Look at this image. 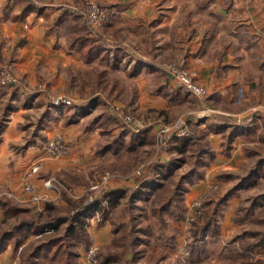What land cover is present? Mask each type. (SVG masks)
Here are the masks:
<instances>
[{
    "label": "crops",
    "instance_id": "obj_1",
    "mask_svg": "<svg viewBox=\"0 0 264 264\" xmlns=\"http://www.w3.org/2000/svg\"><path fill=\"white\" fill-rule=\"evenodd\" d=\"M93 1L109 12V21L101 27L87 22L85 0H32L31 7L29 0H0V62L11 64L29 91L18 85L0 86V197L36 206L23 192V185L30 183L46 195L45 201L52 200L57 196L43 186V180L65 172L80 153L94 150L105 132L116 140H110V150L129 133L136 136L130 141L138 145L144 136L155 135L157 125L147 122L140 130L105 129L104 115L97 117L95 112L112 100L137 119L158 113L175 121L182 115L196 131H204L214 154L195 177L199 181L192 185L194 192L191 187L186 196L203 193L218 176H241L228 189L232 195L225 203L237 202L239 211L237 192L264 179V0ZM25 8L29 10L21 16ZM80 34L104 43L92 60L81 58L73 45ZM168 63L195 71L206 96L197 97L176 85L164 71ZM55 94L68 96L72 104L52 105L49 99ZM227 123L241 124V136L231 141L225 155ZM57 134L68 149L52 157L43 147ZM35 160L41 161L40 171L25 177ZM117 182L111 180L109 190L134 187L133 179L126 181V187ZM142 199L140 195L134 203ZM127 200V196L112 200L111 208ZM45 201L39 203V211ZM225 211L227 216L234 214L233 208ZM3 217L0 208V220ZM124 220L113 226L115 220L107 216L96 223L90 230L92 244L109 243L117 234L115 226ZM143 238L138 246L144 242L156 250L166 244L162 236ZM13 253L8 245L0 252V264H9Z\"/></svg>",
    "mask_w": 264,
    "mask_h": 264
},
{
    "label": "rangeland",
    "instance_id": "obj_2",
    "mask_svg": "<svg viewBox=\"0 0 264 264\" xmlns=\"http://www.w3.org/2000/svg\"><path fill=\"white\" fill-rule=\"evenodd\" d=\"M0 86L7 87L14 85L0 83ZM22 89L29 92L27 91V88L22 87ZM109 101L112 103H119L117 101ZM186 111L188 112V110ZM95 113H98L97 117H99L100 114H102V116L104 115L105 123L107 124H105V129H108V126L112 127V129L116 127L126 129L125 125L112 114L109 108L104 107L98 109ZM130 114L133 116V113L130 112ZM181 117L182 115L177 116V119ZM133 118L141 124L147 122L149 125L153 124L152 126H155L156 124L157 127L160 124H172L177 120L174 121L173 119L169 120L163 118L158 113H151L147 115V118L144 120L140 118L137 119L134 116ZM150 136L151 139L149 138V134L148 136H144V141L138 145L130 141V139H135L136 136H131L129 133L126 139L123 140L124 142H117V144L113 146V149L110 150V140H116L115 138H112L109 131L105 132V134L102 135L103 142L95 144L97 146L94 150H87L84 154L80 153L79 158L74 160L72 166L67 167L65 172L62 174L52 173L51 175H48L47 178H53L57 186L56 190H52V196L54 197V195H56L57 197H54L52 200H47L54 204V209H52L49 214L53 215L58 210H61L62 215H66L67 201L63 198L64 196L74 200L84 197L82 203L89 204L96 199L95 197L102 196L101 194L103 191L109 190V187H111L109 186L111 180H118L117 185L123 184L126 187L127 180L137 178L142 172L147 174V169L149 168L150 163L167 162L171 160L173 156H176L171 151L170 142L166 144L164 142H158L152 133H150ZM65 144L66 142L64 141V145ZM15 152H19V150L16 149ZM99 153L100 155H97ZM94 157L97 159H94ZM209 160H211V158L207 161ZM207 161H205V163H207ZM190 166L191 160L185 159V161L174 171V176H169L164 179V181L166 180V184L171 187L177 179L182 177ZM202 167H200V170L204 169V166ZM108 173H110V176L103 179L104 175ZM235 176L228 179L223 177L222 179H218V176L214 184L209 185V187H214H207V190L203 193L198 195L194 193L189 196H186L187 191L189 192L191 187V189L196 188L192 185L195 184L196 181L198 182L199 179H193L194 183H190L187 178H183L182 181L185 183V188L182 191L183 217L172 221L175 222L179 228L175 229L172 224L168 226V231H165L166 234L164 233L165 238L163 237L166 244H160V246H158L159 248H157L155 244V248H157L155 250L151 249L152 247L149 248V244L147 243L144 245L143 242L141 246H138L137 251L139 252L135 251L136 254L131 256L129 251L121 250L120 253L110 258L109 261L112 263L124 264L125 261L129 260L131 261V264H144L143 256L146 257L147 254H150V256H152V261H154L156 256L161 257L158 264H177L179 262L180 264H264V240L262 243L259 242L264 236V179L254 182L249 187L247 186L246 189L242 187L241 190L237 192V201L241 199L237 204L239 211L236 210L235 206L237 202L233 206L225 204L227 203V200L220 204L218 207L219 212L214 222L216 225L214 231L213 229H210L206 231L204 235L198 236V238H196L197 235L194 233L192 234L193 224L195 223L199 226L203 225L207 219V213H209L219 199L225 195V191L234 187L241 181V176ZM93 186L96 187L91 188ZM47 201H45V203ZM150 202L151 198L149 200L144 199V201L143 199L139 200L138 203L134 204H127L122 201L113 209L111 208V205H109L107 206L109 210L104 213V217L103 214H101L99 215V218L93 216L94 212L92 211L83 221L85 225L79 234L73 232H69L70 234H68V245L66 250L68 249V251L71 252L72 264H86V249L93 243L91 237L93 231H90L91 227L96 225V223H101L107 216L113 217L115 220L113 226L119 223L122 219H125L124 221L127 224V227H129L130 215H134L131 219L132 224L137 227L139 224L147 223V225L151 227L152 232H154L157 222H155L156 218H154L152 210L150 209ZM45 203H43L42 206L45 205ZM24 206L27 205L24 204ZM28 207L35 215H39L38 213L44 208L43 206L42 210L39 211L34 205L33 207L32 205ZM229 208L234 209V214H231L232 216L226 215L227 211H225V209L229 210ZM164 214L166 215L167 213L164 212ZM226 219L229 220V223L227 224L225 222ZM11 222L10 219L5 221L0 220V231L2 228H8ZM169 222L171 221L167 219V223ZM66 224V222L61 224L58 227V230H54V232L53 230L47 232L44 229L41 234H62ZM171 235L176 237V241L173 240V243H169L168 241ZM140 237H144L142 233H140ZM147 238L150 239V236H147ZM28 241L29 243L26 245ZM151 241L154 243L152 239ZM39 242L40 238L30 236L16 249L15 255L19 258L20 255L22 256L34 249ZM179 246L181 247L180 249ZM144 247L147 248L144 249ZM61 248L63 247H60V249ZM120 249L122 248H118V250ZM13 251L15 253V250ZM152 252L156 253V256ZM39 264L59 263L43 259L40 260Z\"/></svg>",
    "mask_w": 264,
    "mask_h": 264
},
{
    "label": "trees",
    "instance_id": "obj_3",
    "mask_svg": "<svg viewBox=\"0 0 264 264\" xmlns=\"http://www.w3.org/2000/svg\"><path fill=\"white\" fill-rule=\"evenodd\" d=\"M33 3L32 0L31 2L29 0V7H31ZM28 10V8L23 9L21 16H24ZM83 10L87 22L89 23L88 5L85 4ZM103 44L104 43H94L92 39L86 37L84 34L76 36L73 42V45L79 51L81 58L86 61L92 60L98 55L102 50V46H104ZM186 123L190 131L186 135L177 136L173 133L165 138V143L170 142L171 151L176 155L173 156L171 160L163 163H150L149 168L147 169V174L142 172L137 178L133 179L135 182L133 185L134 187L103 191L101 194L102 196L95 197L96 199L89 204L82 203L84 197L74 200L64 196L63 198L67 201L66 215H62L61 210L50 215V211L54 209V204L49 201L45 203L44 209L38 213L39 215H35L28 206L19 205L8 197H0V208L4 215L2 221L8 219L12 221L8 228H2L0 231V252H2L8 245H11L16 253V249L21 246L27 238L35 236L40 238V242L31 251L22 256L20 255L18 258V264H39L40 260L43 259L50 262L55 261V263L59 264H72L71 252L68 251V249L66 250L68 245L67 238L68 234H70L69 232L79 234L85 225L83 221L92 211H97L98 218L101 214H103L104 217V213L109 210L108 207L106 208L102 204V201L105 198L108 199L107 206H109L112 200L122 196H127L128 204L134 203L140 195L144 196L146 200L151 198L150 209L152 210L154 218H156L155 222H157L155 231L152 232L151 227H149L147 223L136 227L131 221L134 215H130L129 227H127L125 222L116 225L114 229L117 234L111 239V241L103 246H97L95 254L97 264H117L112 263L109 260L116 254L120 253L121 250L136 254L135 251H137L138 244L142 240L140 233L145 236L143 240L146 241L147 236H150L154 240L159 239L161 236L164 237V232L168 231L167 219L173 221L183 217L182 191L185 188V183L182 179L187 178L190 183H193V179H196L200 174V167L205 164V161L213 156V151L209 148L206 133L204 131H196V128L190 123V121H186ZM224 126L225 131L223 132V138L225 139V147L223 153L228 155L230 151L229 148L232 146L231 141L234 138L241 136V124L234 125L227 123L224 124ZM185 159L191 160L190 168L180 179H177L175 183L169 187L164 179L169 176L171 177L172 175L174 176V171L185 161ZM157 177H160V179L157 180ZM231 195L232 190H228L226 194L219 199L216 205L212 207L213 209L207 213V219L203 225L199 226L195 223L193 224L192 234L194 233L197 235L196 238L204 235L205 232L210 229H213V231L215 230L216 225L214 222L219 212L218 207ZM164 212L167 214L165 215ZM64 222L67 224L65 229H63L64 231L62 234H41L45 228H52L53 232L54 230H58V227ZM173 240L174 236L171 235L168 241L169 243H173ZM263 240L264 236L259 242L262 243ZM28 243L29 241L26 245H28ZM60 247L63 248L60 249ZM118 248L122 249L118 250ZM153 254L156 256V253ZM151 259L152 256L149 254L144 264H158L161 257L156 256L154 261ZM124 264H131V261L127 260ZM177 264H180V262Z\"/></svg>",
    "mask_w": 264,
    "mask_h": 264
},
{
    "label": "built area",
    "instance_id": "obj_4",
    "mask_svg": "<svg viewBox=\"0 0 264 264\" xmlns=\"http://www.w3.org/2000/svg\"><path fill=\"white\" fill-rule=\"evenodd\" d=\"M86 5H88V21L94 27H100L105 25L109 21V12L108 9L104 6H101L97 2L93 0H85ZM164 71L171 75L176 85L183 87L188 90L189 93L197 96V97H205L207 94L206 89L197 81L195 71L189 69L188 67L182 64L168 63L166 64ZM0 83L1 84H12L22 86V82L20 78L14 73L12 65L8 63L0 62ZM71 99L67 96L63 95H52L50 97V103L54 106H66L71 104ZM107 108L110 109L113 115H115L125 126L132 128L133 130H140L144 127V124L137 122L133 116L123 108L122 105L118 103H112L110 101H105ZM189 131V127L186 123L185 118L181 117L177 119L174 123L166 125L160 124L155 130V138L158 142H164L165 138L170 134H176L177 136H184ZM166 144V143H165ZM68 149L67 145H64V139L61 135H55L52 138H49L44 144L43 150L44 152L52 157H57L66 152ZM41 169V161L35 160L30 167H28L24 175L25 177L31 176L33 173L39 172ZM110 176V173L105 174L103 179H106ZM43 186L46 189L56 190L57 186L53 180V178H47L43 180ZM93 186L91 188H95ZM214 187V186H211ZM209 187V188H211ZM23 192L29 195V199L32 203H34L36 208L39 209V203L44 202L47 197L43 193H40L38 189H36L32 184L25 183L23 185ZM103 205L107 207V199L102 201ZM95 217H98L97 211H94ZM52 228H45V231H52ZM97 246L91 244L86 249V264H97L95 254H96ZM14 253L9 261V264H18V256Z\"/></svg>",
    "mask_w": 264,
    "mask_h": 264
}]
</instances>
